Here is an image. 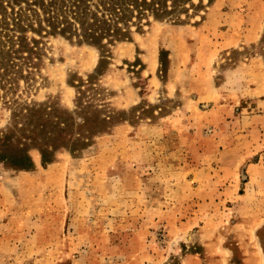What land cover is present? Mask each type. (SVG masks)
<instances>
[{
    "label": "rangeland",
    "instance_id": "obj_1",
    "mask_svg": "<svg viewBox=\"0 0 264 264\" xmlns=\"http://www.w3.org/2000/svg\"><path fill=\"white\" fill-rule=\"evenodd\" d=\"M183 7L99 47L26 29L0 264H264V0Z\"/></svg>",
    "mask_w": 264,
    "mask_h": 264
},
{
    "label": "trees",
    "instance_id": "obj_2",
    "mask_svg": "<svg viewBox=\"0 0 264 264\" xmlns=\"http://www.w3.org/2000/svg\"><path fill=\"white\" fill-rule=\"evenodd\" d=\"M189 3L191 0H0V82L8 85L12 75L19 73L14 69L19 65L16 60L34 64L33 57L37 59V42L24 34L27 28L65 34L99 47L104 40L127 38L131 24L144 16L177 19ZM2 37L7 38L8 48Z\"/></svg>",
    "mask_w": 264,
    "mask_h": 264
}]
</instances>
